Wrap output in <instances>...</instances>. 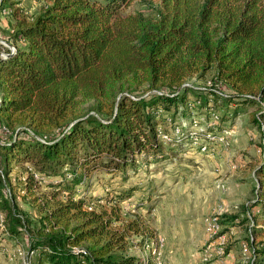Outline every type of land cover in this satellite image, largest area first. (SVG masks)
Wrapping results in <instances>:
<instances>
[{"label":"trees","instance_id":"trees-1","mask_svg":"<svg viewBox=\"0 0 264 264\" xmlns=\"http://www.w3.org/2000/svg\"><path fill=\"white\" fill-rule=\"evenodd\" d=\"M131 1L44 0L35 12L0 1L15 48L0 56V214L8 237L27 231L30 264H148L127 253L128 233L141 226L123 217L122 203L142 187L126 183L190 145L188 102L207 118L224 108L225 125L250 113L264 140V0H159L154 15L122 13ZM209 71L211 85L187 84ZM168 120L183 134L162 140L157 130L171 133ZM12 160L25 164L18 192L49 189L37 193L29 229ZM93 171L119 182L94 198L77 194ZM254 174L240 221L248 263L264 264V153Z\"/></svg>","mask_w":264,"mask_h":264},{"label":"rangeland","instance_id":"rangeland-1","mask_svg":"<svg viewBox=\"0 0 264 264\" xmlns=\"http://www.w3.org/2000/svg\"><path fill=\"white\" fill-rule=\"evenodd\" d=\"M22 5L35 12L44 0H22ZM159 0H132L121 8L124 14L141 12L154 15L159 8ZM12 20L6 12H0V39L11 41ZM214 72L209 71L203 76L193 75L187 83L193 86H208L213 83ZM90 103L85 104L88 106ZM221 115L225 109L218 112ZM250 113H241L231 126L230 145L219 158H209L197 149L185 145L181 153L168 152V157L158 164L140 167L135 175L130 174L126 184L138 183L139 188L130 201L122 203L123 217L131 220L136 218L140 223L138 233H128L129 249L127 253L140 257L143 261L141 242L148 238L162 237L164 245L161 258L164 264H208L203 256V249L208 244L205 231V219L212 214H220L223 232L227 235L225 245L228 264H249L252 250L248 241L247 225L241 218L242 207L253 198L255 187L254 170L262 157V139L260 131L250 120ZM224 124V123H222ZM237 163L236 170L228 166ZM25 174V164L11 161V178L15 185L19 209L29 220L27 228H32L37 220V203L35 197L47 188H35L31 194L27 191L18 192ZM119 177L111 178L101 171L90 173L85 183L79 185L77 194L96 197L104 195L107 188L118 184ZM221 185H224L222 188ZM151 188V189H150ZM151 191L150 199L137 205L142 193ZM149 194V193H148ZM147 195H144V197ZM235 220L230 216L238 215ZM248 243V251H243V244ZM14 249L20 245L28 248L27 231H20L17 238L8 237L0 231V264H23L22 259L9 257L3 252V245ZM143 255V256H142ZM148 264H153L150 257ZM246 261V262H245ZM249 262V263H248Z\"/></svg>","mask_w":264,"mask_h":264},{"label":"built area","instance_id":"built-area-1","mask_svg":"<svg viewBox=\"0 0 264 264\" xmlns=\"http://www.w3.org/2000/svg\"><path fill=\"white\" fill-rule=\"evenodd\" d=\"M0 44L2 46V51L0 56H4L7 53H12L15 48L9 45L4 40L0 39ZM188 84V83H187ZM198 88H203L204 86H195ZM187 108L191 111V118L188 121L187 135L189 136L191 142L190 147L195 148L198 152L209 158H219L223 151H226L230 145L231 127L228 124H222L220 120V114L211 113L207 118L203 114L197 116L193 112V104L191 102L187 103ZM162 113V111L160 110ZM167 126H170L171 133L165 132L162 126L158 127L157 136L162 140H170L171 135L180 136L183 134L181 126L178 124L171 125L168 120ZM2 133H9L8 129L5 127L1 128ZM261 150L264 151V140L261 143ZM229 170L233 171L238 168L237 163H232L228 166ZM35 180L39 179L36 172H32ZM254 175V173H253ZM256 181V177H255ZM223 188L224 185H221ZM248 216H250L248 214ZM222 218L220 214H212L205 219V231L208 236V244L205 245L203 249V256L206 261L213 262L215 264H228L226 261L227 256L225 245L227 242V235L223 232V224L221 222ZM0 226L1 230L5 231L2 226V216L0 214ZM7 234V232H4ZM164 245V239L162 237H156L154 239L146 240L142 246L143 252V262L148 263L149 258L153 259V264H164L161 258V251ZM243 251H248L249 244H243ZM252 250V249H251ZM3 252L13 259L19 257L22 259L23 264H30V257L32 251L23 249L20 245H17L14 249H9L6 244L3 245ZM142 255V256H143Z\"/></svg>","mask_w":264,"mask_h":264},{"label":"crops","instance_id":"crops-1","mask_svg":"<svg viewBox=\"0 0 264 264\" xmlns=\"http://www.w3.org/2000/svg\"><path fill=\"white\" fill-rule=\"evenodd\" d=\"M230 256H231V254H229ZM9 259V258H8ZM10 260V259H9ZM208 262V261H207ZM246 262V261H245ZM208 264H215V263H213V262H208Z\"/></svg>","mask_w":264,"mask_h":264},{"label":"water","instance_id":"water-1","mask_svg":"<svg viewBox=\"0 0 264 264\" xmlns=\"http://www.w3.org/2000/svg\"><path fill=\"white\" fill-rule=\"evenodd\" d=\"M1 1V0H0Z\"/></svg>","mask_w":264,"mask_h":264}]
</instances>
